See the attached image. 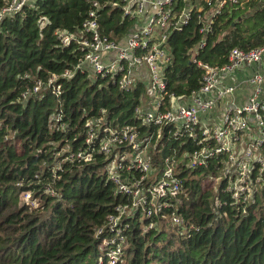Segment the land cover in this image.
Segmentation results:
<instances>
[{
  "label": "trees",
  "instance_id": "trees-1",
  "mask_svg": "<svg viewBox=\"0 0 264 264\" xmlns=\"http://www.w3.org/2000/svg\"><path fill=\"white\" fill-rule=\"evenodd\" d=\"M8 1L0 0V8ZM93 3L99 33L121 41L131 30L121 0H34L0 22V264H106V219L116 208L131 209L105 173L111 160L96 152L94 142L84 145L85 132L89 123L150 134L136 115L144 86L123 91L116 77L91 79L76 69L82 55L76 40L62 46L54 35L65 31L77 39ZM193 3L186 24L166 40V95L185 98L198 90L201 72L191 50L195 62L221 66L231 49L248 51L264 42V2L227 4L204 36L198 34V18L208 5ZM184 5L175 0L174 11ZM36 81L41 87L31 94ZM172 132L170 126L161 130L145 160L157 176L163 161H172L178 193L159 203L164 207L157 219L145 218L140 208L120 218L125 244L116 264H264V187L233 198L234 179L223 174L226 157L189 168L185 155L197 146ZM85 147L89 162L75 158ZM22 194L29 204L21 202ZM171 213L181 225L170 223Z\"/></svg>",
  "mask_w": 264,
  "mask_h": 264
},
{
  "label": "built area",
  "instance_id": "built-area-1",
  "mask_svg": "<svg viewBox=\"0 0 264 264\" xmlns=\"http://www.w3.org/2000/svg\"><path fill=\"white\" fill-rule=\"evenodd\" d=\"M182 1L184 7L174 11L175 0H121L120 11L131 21V30L118 43L99 33L96 3L91 5L81 23L77 39L65 31L54 33L62 46L76 40L82 52L76 69L88 76L89 71L93 78L116 77L115 83L123 91L131 90L137 83L144 86L145 96L140 98L136 115L143 126L151 127L150 134H140L129 127L111 130L86 124L84 145L87 147L94 142L96 152L111 160L105 173L116 192L129 198L131 203V209L116 208L106 219L103 256L106 264H116L124 247L125 242L120 237L122 216L140 208L145 218L157 219L164 207L159 203L178 193L180 182L173 162L165 159V169L157 176L145 160L147 148L160 140L164 127H172L174 137L182 135L195 142L197 150L185 155L189 168L205 167L207 161L217 155L226 157L223 174L234 179L231 180L233 198L252 187H264V74L257 70L264 63V42L248 51L231 49L221 66L195 62V50H191L192 62L201 72L198 90L185 98L166 95L164 70L171 63L166 40L171 32L186 24L195 0ZM211 1L206 0L208 9L198 18L201 23L198 34L202 36L207 34L214 17L224 6L239 2ZM33 2L9 0L0 8V22ZM202 46L201 40L196 48ZM62 76L70 77L71 73L64 72ZM52 80L53 77L49 82ZM243 86L248 91L244 101L237 104L235 96ZM40 87V82L36 81L31 94ZM27 95L24 93L21 98ZM86 147L76 152L77 160L90 161ZM133 172L138 174L137 178ZM148 179L151 182L144 187L142 184ZM24 195V203L29 204L28 194ZM169 220L173 225L182 223L174 213ZM147 228H153V223L149 222Z\"/></svg>",
  "mask_w": 264,
  "mask_h": 264
},
{
  "label": "crops",
  "instance_id": "crops-1",
  "mask_svg": "<svg viewBox=\"0 0 264 264\" xmlns=\"http://www.w3.org/2000/svg\"><path fill=\"white\" fill-rule=\"evenodd\" d=\"M257 70L260 71L262 74H264V63L261 65V67H258ZM247 91L248 88L245 86L241 87V89L237 91V94L235 96V101L237 104H241L244 101V97L246 96Z\"/></svg>",
  "mask_w": 264,
  "mask_h": 264
},
{
  "label": "rangeland",
  "instance_id": "rangeland-1",
  "mask_svg": "<svg viewBox=\"0 0 264 264\" xmlns=\"http://www.w3.org/2000/svg\"><path fill=\"white\" fill-rule=\"evenodd\" d=\"M88 74H89V77L91 79H94L93 76L90 75L89 71H88ZM145 103H146V100L143 101V105H145ZM24 198H26V195L22 194L21 198H20L21 202H24ZM122 244H124V242H122ZM121 247H122V245H121ZM101 248H102V246H101Z\"/></svg>",
  "mask_w": 264,
  "mask_h": 264
},
{
  "label": "water",
  "instance_id": "water-1",
  "mask_svg": "<svg viewBox=\"0 0 264 264\" xmlns=\"http://www.w3.org/2000/svg\"><path fill=\"white\" fill-rule=\"evenodd\" d=\"M240 19L238 18V20L237 21H239Z\"/></svg>",
  "mask_w": 264,
  "mask_h": 264
}]
</instances>
